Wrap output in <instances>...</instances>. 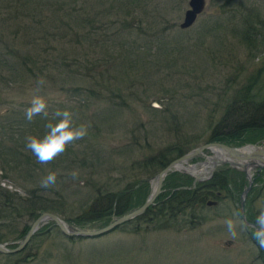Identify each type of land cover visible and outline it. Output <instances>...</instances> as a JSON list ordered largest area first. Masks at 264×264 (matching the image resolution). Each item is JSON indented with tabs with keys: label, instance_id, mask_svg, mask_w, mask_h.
I'll return each mask as SVG.
<instances>
[{
	"label": "rangeland",
	"instance_id": "rangeland-1",
	"mask_svg": "<svg viewBox=\"0 0 264 264\" xmlns=\"http://www.w3.org/2000/svg\"><path fill=\"white\" fill-rule=\"evenodd\" d=\"M18 1L21 0H0V5L11 6ZM25 1L30 4L27 11L41 13L36 19L43 21L51 13L60 19L54 4L42 6L43 0ZM70 1H76L78 7L73 16L76 14L77 17L62 16L61 20L70 24L71 30L86 32L85 38L69 34L64 28L49 31L45 38L43 24L34 25L26 17L8 18L7 12L11 9L3 10L1 16L8 20L0 22V27L2 23V29H7L8 33L16 28L20 31L16 42L5 31L0 37V54H7L2 59L11 67L0 69V73L5 72V84L0 85V113H3L0 114V135L2 139H8V135L18 129L21 136L17 139L25 144L30 129L38 127L39 136H42L44 125L53 113L68 109L75 114L77 125H90L87 136L68 147L85 154L86 167L79 169L69 161L70 155L65 156L66 159L61 155L58 157L60 164L53 161L34 171L39 176L36 182L16 176L3 178L0 171V188L24 198L30 189L40 184L49 170L54 171L56 184L50 190L36 192V196L45 201L38 204L51 208L62 204L59 212L65 210L67 215L61 213L60 219L63 216L71 218L70 223L65 222L68 227L89 231L102 228V223L107 224L102 219L80 225L74 216L80 212L78 203L93 192L90 180L97 175L90 174L97 169L87 166L88 158L92 159L91 150L104 157L99 168V181L107 178L121 180L122 187L136 174V170L129 166L131 162L147 159L174 143H187L190 150L189 146L201 145L208 140L217 119L216 113L221 108L236 99L246 86L252 90L264 87V44L255 49L256 39H252L245 48L235 31L242 28L240 24L245 17L251 20V28H256L255 21L264 15V0H204V11L190 27L182 30L178 25L188 0ZM124 2L120 9L118 5ZM94 11L100 12V16L90 20ZM60 36L65 40L58 42ZM73 36L80 42L70 44ZM6 47L15 50L6 51ZM43 48L46 54H43ZM38 53L41 57H35ZM27 57L30 61L25 63L22 59ZM61 60L70 66L69 72L59 64ZM17 69L20 77L15 76ZM40 77L46 81L39 94L48 103V117L37 115L29 122L25 110L30 106L32 91ZM258 142L254 144L264 148V141ZM245 144L250 143L237 147ZM20 150L28 152L25 145ZM12 154L10 151L0 156L7 159L12 158ZM209 159L210 163L216 161L212 153L203 151L202 155L188 160L186 166L198 167ZM217 168L238 172L227 164L216 166L212 172ZM72 170L78 171V178L69 175ZM255 171L251 169L250 180ZM238 173L242 174L245 188V176L241 171ZM209 176V172H202L194 177L207 180ZM258 179L256 186L260 188L264 184V174ZM150 180L146 181L148 191ZM251 186L255 187L252 180ZM53 189L59 192L58 198L52 193ZM240 194L237 204L225 199L210 206L205 202V207L196 211L199 223L191 229L178 224L159 228V225L154 227L139 222L117 227L94 239L69 240L52 222H47L37 229L36 236L29 239L22 253L5 255L7 257L0 255V264H264V249L256 246L250 230L238 227V235L233 239L224 225L228 218L242 221L240 215L233 216L234 212H239ZM0 199H4L1 194ZM260 205H264V189L259 197L246 195L243 217L251 214L254 219L248 223L255 222ZM18 213L11 217L12 225L17 227L12 228L15 235L27 224L26 218ZM31 224L29 221V227ZM6 225H9L8 221H0V232L10 237L11 228L7 230ZM133 227L137 229L132 232ZM6 243L13 244L10 247L14 248L17 240ZM25 254L32 258H26Z\"/></svg>",
	"mask_w": 264,
	"mask_h": 264
},
{
	"label": "trees",
	"instance_id": "trees-1",
	"mask_svg": "<svg viewBox=\"0 0 264 264\" xmlns=\"http://www.w3.org/2000/svg\"><path fill=\"white\" fill-rule=\"evenodd\" d=\"M96 1H100V0H96ZM133 1L135 0H130L127 2L133 3ZM75 2L76 1H70V0L59 1V2L58 0H54V1L43 0L42 6L54 4L55 12H57L60 16L59 19L55 16V13H51L46 18H44L43 21L36 19V15L41 14L40 12L31 13L30 11L26 10L27 9L26 7L30 5L28 1L21 0L20 2L18 1L15 4L12 3L11 6L0 5V22L3 23L7 21L10 16H12L13 19L17 17H26L28 19H31L34 25H38V24L44 25L42 32L45 38H47L49 31L51 32L60 31L63 30V28L67 29L69 34H77V36H83L85 38L87 37L86 32L82 34L83 30L80 32H76L74 29L71 30L69 29L71 25L65 24L61 20L62 16L71 17V15L73 16V12L77 11L78 6L75 4ZM124 4L125 2L122 3L121 5L119 4L118 5L119 8L122 9V6ZM133 5L136 6V4ZM9 8L11 10L10 12H7V14H9L8 18H2L1 15L4 12L3 10ZM108 8L111 9V7ZM98 16H100V12L94 11L90 20ZM76 17L77 16L75 14L72 17V19H75ZM253 17L254 14L252 18ZM255 19H257V16H255ZM250 22L251 20H249L248 17H245L240 24L242 28L235 31L237 32L239 40L243 43L245 48H247L249 44L253 41L252 39H256L255 41V45H256L255 49H256L257 45L264 44V15L262 18L255 21L256 28L254 27L251 28V26L249 25ZM2 23L0 27V37L3 35L2 33H4L5 31L7 32V35H10V37L12 36L11 40H14L16 42L18 40L16 39L17 38L16 36H18V32L20 31V29L16 28L15 30L8 33V31H6L7 29L6 30L2 29ZM76 25L79 26L78 23ZM88 25L90 26L91 22H89ZM63 37L64 36L58 37L57 41L58 42L64 41L65 39ZM78 42H80V39L77 38L76 36H73V40L70 42V44H77ZM5 50L14 51L15 49L12 47H6ZM42 51L43 54L47 53L45 48H43ZM50 51H52V48H50ZM5 54L4 55L0 54V69L2 67L8 70L11 67H9L7 65V62H5L4 59H2V57L5 56ZM35 57H41V56L38 53ZM22 60L25 63H27V61H30L28 57L27 59L23 58ZM22 60L21 63L23 64ZM59 64L62 67H65V70L67 72L70 71V66L67 63H65L63 60L59 61ZM23 68L25 67L23 66ZM4 73H5L4 70H2L0 73V85L5 84V82L3 81ZM16 74L15 76L18 77L21 76L19 69H17ZM88 89L89 91H91L90 88ZM216 114H218L217 119L215 120V122L211 127L208 140L203 141L201 144L209 143V142H218L228 146H239L243 143L254 144L255 142H258L261 139L264 140L263 139L264 138V87L262 86L255 87L253 90L252 87L249 89L248 86L244 87L242 89V93L238 94L236 99L232 100L227 106H224V108H221V111ZM3 118L4 117H2V119ZM12 130L14 129L12 128ZM29 133L30 135L32 133L36 136L40 135V131L38 127H36L35 130L30 129ZM14 135H16V138H13ZM8 136H10L8 139L7 138L2 139L0 135V155L7 154L10 151L13 153L11 155L12 158L4 159L0 156V165L2 166V167L0 166V171L3 173L2 177L3 178L5 177L10 178L15 176L16 178L23 177V179H29L30 182H36L39 179V176L34 171L39 169L40 166L43 164L37 163L36 159L33 158L34 156L30 151H28L27 153L25 152L23 153L20 150V148L23 147L25 144L21 143V141L17 139V137L19 138L21 136V133L18 129H15L13 134L11 133ZM134 144H137V141H135ZM4 146H7L10 149H8L7 147L5 148ZM189 147L193 149L194 146H189ZM189 150L190 148H188L187 143L185 144L174 143L166 146L162 150L161 149L158 150L155 154L148 157L147 159H144L136 163L131 162L129 166L132 170L134 171L136 170V174L134 175L133 180L126 183L128 185L125 184L122 187H121V180L107 178L106 181L105 180H103V182L99 181V168L102 167L104 157L103 155L100 154V152L96 150H91V153L93 152L91 155L92 159L88 158L87 166L89 168L97 169V171L93 170L92 174H90L97 176L91 178L90 180V189L93 188L92 194L90 193L88 197L86 196L87 198H84L80 203H78L77 210H79L80 212L74 215L76 219V223L82 225V224H88L93 221L105 219L107 224L102 223V225L106 226L111 222L110 221L111 219L113 220L115 218H118L132 211L131 210L132 208L135 209L139 207L143 203V199L148 191L147 189L148 186L146 184L147 179L152 178L156 173L162 170L169 162H171L174 159H177L178 157L188 152ZM65 153L66 155L62 154V158L66 159L65 156L70 155L69 161L72 164L79 166V169L86 167V165L84 166L85 154L82 153V151L80 150L74 151L71 148H67ZM57 160H54V162L60 164L61 162L60 159L58 160L59 162ZM79 163H82V165L80 166ZM8 164L10 167L8 166ZM149 170L150 172H147ZM13 172L17 174H13ZM238 172L229 168H224V169L217 168L215 171L212 172L209 179L203 181H195V182H193L192 178L188 177L187 175L184 174L178 175L176 173H169L163 179L161 191L158 194V196L155 198L154 204L149 206L140 216L129 221L127 224L132 225L142 222L145 225L152 224L154 227L159 225V228H165L168 227L169 225L178 224L183 228H187V229L194 228L195 225H197L200 221L199 217H197L196 215V211H198L200 208L205 207V202L207 201L218 202L219 200L224 201L225 199L231 201L232 203L237 204L238 201L237 196L242 191L243 186L245 184L242 178V174H239ZM255 172L256 173L253 174V177L251 179L252 184L254 185L255 183V187L252 188L251 186L250 190L247 193L248 197H251L252 195L259 197L261 190L264 189V184L260 188L256 186V184H258L257 182L259 181L258 178H260V176L264 174V170H259ZM138 175L139 178H136ZM133 187H134V191H132ZM50 189L51 187L41 188L40 184H38L37 186H35L34 189H30L27 193V196L23 198L17 196L15 192L8 193V191H5L0 188V194L2 195V198H4V199H0V221L1 220L8 221L9 225H6V228L7 230L11 228V231L9 230V233L12 235L10 237L4 236L0 232V244H8L6 242H11L15 240H17V243L20 242L29 228V221L33 222L37 218L36 216L39 215V213L41 212H48L54 214L59 218L62 214L64 215L66 214L64 209H63L64 211H61L62 214L59 212V209L62 210V208L60 207L62 206V204L58 205L57 208L56 207L51 208L49 206H46V204L43 205L38 204V202L42 201L43 199L39 195L36 196V192L46 191ZM51 191H53L52 193L54 194V196L56 195L58 198L59 192L56 189H53ZM87 200H89L88 203L87 204L84 203ZM77 201H79V199H76V202ZM17 212H19L26 218L27 224L22 226L19 232L15 235L16 231L13 230L12 228L17 229V227L12 225L11 217ZM245 214H246V209H245ZM61 219L67 223L68 222L70 223L72 221L71 218H68L66 216H63V218ZM245 220L252 222L254 219L251 216V214L249 215L246 214ZM127 224L125 223L124 225ZM79 227L83 229V227L81 226ZM136 229H137L136 227H133L131 231L133 232ZM35 236L36 233L32 237ZM10 245L13 244H9V247ZM256 246L258 247V245ZM24 256H26V258L29 259L32 258L30 254L29 255L25 254Z\"/></svg>",
	"mask_w": 264,
	"mask_h": 264
},
{
	"label": "water",
	"instance_id": "water-1",
	"mask_svg": "<svg viewBox=\"0 0 264 264\" xmlns=\"http://www.w3.org/2000/svg\"><path fill=\"white\" fill-rule=\"evenodd\" d=\"M204 8H205L204 0H188L187 9L183 12L182 20L179 23L178 27L181 30L190 27L195 21L196 17L201 12H203ZM241 149H246V151L240 152ZM205 150L209 151L214 156H215L214 150H219L220 152L227 155L231 159L229 160V162H224V164H227L232 168L243 172L245 176V180L247 181V185L245 186V188H243L239 196V213L241 220L248 225V223L245 222V219L243 217L242 206H243L244 198L246 197L248 191L250 190L251 180H250V175L246 174L244 167H242L240 163H245V165H249L252 167V169L255 170L264 169V148H262L257 144H245L240 147H232L221 143L211 142L193 148L188 152L184 153L183 155H181L180 157H178L177 159H174L171 162H169L162 170H160L156 175H154L151 178L149 183V191L143 203L139 207L130 211L129 213L113 219L108 225L95 230H89V231L78 230L75 228L68 227L64 221H62L60 218L52 214L40 213L37 216V218L32 222L27 232L23 236L22 240L17 244L16 248L8 249L4 247V244H1L0 254L11 255L20 252L23 249V247L28 243L29 239L33 236V234L37 231V229H39L47 222H52L53 225L59 230V232L67 238H96L110 232L112 229L119 227L131 221L135 217L139 216L149 206L152 205L153 201L160 192L162 181L163 178L166 176V174L172 171H176L175 169L178 164L186 163L188 160L202 154V152ZM221 162L222 161H216L210 163L211 166V169L209 170L210 176L212 173V169L216 165H219ZM183 173L193 177L187 171H184ZM204 179L205 178L201 179V178L193 177V181H202ZM213 204H215V202H207L206 206H210Z\"/></svg>",
	"mask_w": 264,
	"mask_h": 264
},
{
	"label": "clouds",
	"instance_id": "clouds-1",
	"mask_svg": "<svg viewBox=\"0 0 264 264\" xmlns=\"http://www.w3.org/2000/svg\"><path fill=\"white\" fill-rule=\"evenodd\" d=\"M43 77L38 78L36 87L32 91L30 106L25 110V118L29 122L37 115L48 117V103L46 99L40 95L41 87L45 84ZM3 114V113H0ZM74 113L68 109L56 110L51 119L47 120L44 125L45 132L42 136L27 135L25 137V148L32 153L36 162L39 164H49L65 153L67 148L74 145L77 141L82 140L88 134L90 125L79 124L74 122ZM69 175L76 179L78 171L72 170ZM57 174L49 170L40 180L41 188H50L56 184ZM238 211L233 216L239 217ZM224 225L230 236L235 239L238 235L237 228L242 230H250L253 239L256 241L259 249H264V205L258 208L255 222L251 225L245 224L243 221L228 218L224 221Z\"/></svg>",
	"mask_w": 264,
	"mask_h": 264
},
{
	"label": "bare ground",
	"instance_id": "bare-ground-1",
	"mask_svg": "<svg viewBox=\"0 0 264 264\" xmlns=\"http://www.w3.org/2000/svg\"><path fill=\"white\" fill-rule=\"evenodd\" d=\"M204 11V10H203ZM202 13V12H201ZM200 13V14H201ZM199 14V15H200ZM198 15V16H199ZM263 141V140H262ZM209 143H211V142H209ZM216 143H218V142H216ZM204 144H206V143H204ZM221 144H223V143H221ZM202 145V144H201ZM200 146V145H199ZM198 147V146H197ZM232 147H234V146H232ZM237 147V146H236ZM196 148V147H195ZM205 151H207V150H205ZM246 151V149H241L240 150V152H245ZM214 154H215V159H216V161H222L219 165H222V164H224V162H229V160H231L227 155H225V154H223L222 152H220L219 150H214ZM200 155H202V154H200ZM210 160L211 159H209V160H207V162H205V163H203V164H201L200 166H198V167H196V166H193V165H188V166H186L188 163L186 162V163H182V164H178L177 166H176V171H172V172H180V173H183L184 171H187V172H189L193 177L194 176H196V175H199L200 173H202V172H209V170L211 169V166H210ZM216 161H214V162H216ZM240 165L242 166V167H244V169H245V172H246V174H249L250 173V171H251V169H252V167L251 166H249V165H245V163H240ZM216 166H218V165H216ZM215 166V167H216ZM214 167V168H215ZM181 171H183V172H181ZM171 173V172H170ZM169 174V173H168ZM183 174H185V173H183ZM207 174V173H206ZM187 175V174H186ZM166 176H167V174H166ZM251 176H252V174H251ZM165 178V177H164ZM163 178V179H164ZM163 182V181H162ZM162 186V185H161ZM160 191H161V188H160ZM160 193V192H159ZM211 202V201H210ZM213 202H215V203H217V201H213ZM207 203V202H206ZM154 204V201H153V203H152V205ZM49 214H51V213H49ZM52 215H54V214H52ZM55 216V215H54ZM245 219V218H244ZM245 222L246 223H248L246 220H245ZM53 224V223H52ZM252 223H248V225H251ZM124 225V224H123ZM128 225V224H127ZM122 226V225H121ZM121 226H119V227H121ZM104 227V226H103ZM97 229H99V228H97ZM115 229H117V227L116 228H114V229H112L111 231H114ZM110 231V232H111ZM110 232H108V233H110ZM108 233H106V234H108ZM105 235V234H104ZM101 236H103V235H101ZM100 237V236H99ZM94 239V238H93ZM19 243V242H18ZM17 243V244H18ZM1 245V244H0ZM4 247L5 248H8V249H14V248H10L9 247V244H4ZM16 248V247H15ZM25 249V246L23 247V249L20 251L21 253L23 252V250ZM20 252H18V253H20ZM18 253H15V254H11V255H16V254H18ZM0 255H4V254H0ZM11 255H9V256H11ZM5 256V255H4Z\"/></svg>",
	"mask_w": 264,
	"mask_h": 264
}]
</instances>
